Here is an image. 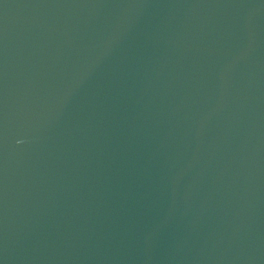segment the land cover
Listing matches in <instances>:
<instances>
[{
  "label": "water",
  "instance_id": "95a60500",
  "mask_svg": "<svg viewBox=\"0 0 264 264\" xmlns=\"http://www.w3.org/2000/svg\"><path fill=\"white\" fill-rule=\"evenodd\" d=\"M0 264H264V0H0Z\"/></svg>",
  "mask_w": 264,
  "mask_h": 264
}]
</instances>
